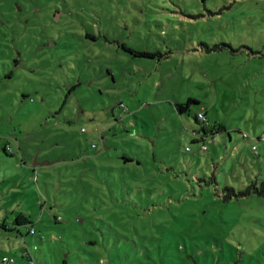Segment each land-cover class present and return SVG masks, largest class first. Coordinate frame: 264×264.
<instances>
[{
	"label": "rangeland",
	"instance_id": "obj_1",
	"mask_svg": "<svg viewBox=\"0 0 264 264\" xmlns=\"http://www.w3.org/2000/svg\"><path fill=\"white\" fill-rule=\"evenodd\" d=\"M1 224L0 264H264V0H0Z\"/></svg>",
	"mask_w": 264,
	"mask_h": 264
},
{
	"label": "trees",
	"instance_id": "obj_2",
	"mask_svg": "<svg viewBox=\"0 0 264 264\" xmlns=\"http://www.w3.org/2000/svg\"><path fill=\"white\" fill-rule=\"evenodd\" d=\"M128 52L131 53L132 55H135V56H138V57H144V58H153L156 54L154 53H149V52H146V51H143V52H135V51H132L131 49H128ZM198 102L193 100V99H188L185 103H177L175 105L176 109L179 111L180 114L188 111L190 105H197ZM196 119V117L194 118ZM201 133H199V135L201 136L200 140L201 142H204V137H206L205 135H207V131L205 128H201ZM214 132L217 134V133H222V132H225V129L223 128V126H220V127H217V128H214ZM245 139V138H244ZM194 141H199V139H194ZM207 149V148H206ZM189 150V149H188ZM187 150V151H188ZM3 151L6 153L5 151V147L3 149ZM200 151H203V150H200ZM206 151V150H205ZM131 162L130 159L128 158H124V163H129ZM32 168V167H31ZM33 171V169H31ZM14 223L19 227V226H22V225H28L30 224V222L28 221V219L26 217H24L23 215H18L16 216L15 220H14ZM0 228L2 229H5L7 230V228L5 227L4 224H1L0 225ZM31 229V228H30ZM30 229H28V233L30 234ZM18 231V229H17ZM19 232V231H18ZM30 235H33V234H30ZM35 235V234H34Z\"/></svg>",
	"mask_w": 264,
	"mask_h": 264
},
{
	"label": "built area",
	"instance_id": "obj_3",
	"mask_svg": "<svg viewBox=\"0 0 264 264\" xmlns=\"http://www.w3.org/2000/svg\"><path fill=\"white\" fill-rule=\"evenodd\" d=\"M196 118L199 121L205 120L204 119V115L202 113H200V112L197 113V117ZM202 127L205 128L204 126H202ZM84 131L85 130H82V132H84ZM242 137L247 139L246 135H243ZM91 147H93V148L95 147L96 148V145H92ZM185 150L187 151L188 148H186ZM200 150L205 151L206 150V145L202 144L201 147H200ZM5 151H6V153H8L10 155L14 154V152L12 151V149L10 148L9 145H5ZM24 164H22V165H24ZM29 232H30V234H33V235L35 234V230L33 228H31ZM22 256L27 259L28 264H35L34 261L32 260V258L30 257V254H29L28 251L23 250L22 251ZM14 262L15 261H13L12 259H8L7 257H3L2 260H1L2 264H14Z\"/></svg>",
	"mask_w": 264,
	"mask_h": 264
},
{
	"label": "crops",
	"instance_id": "obj_4",
	"mask_svg": "<svg viewBox=\"0 0 264 264\" xmlns=\"http://www.w3.org/2000/svg\"><path fill=\"white\" fill-rule=\"evenodd\" d=\"M4 25V24H3ZM14 65H18V61L16 60V62H15V64ZM224 128V127H223ZM7 145V144H6ZM4 147H5V145H4ZM4 147H3V149H4ZM7 229H8V227L7 226H5ZM18 229V228H17ZM18 231L20 232V229H18ZM5 257V256H4ZM18 264H22V263H18Z\"/></svg>",
	"mask_w": 264,
	"mask_h": 264
},
{
	"label": "water",
	"instance_id": "obj_5",
	"mask_svg": "<svg viewBox=\"0 0 264 264\" xmlns=\"http://www.w3.org/2000/svg\"><path fill=\"white\" fill-rule=\"evenodd\" d=\"M32 166H37L36 163H35V161L32 163Z\"/></svg>",
	"mask_w": 264,
	"mask_h": 264
},
{
	"label": "flooded vegetation",
	"instance_id": "obj_6",
	"mask_svg": "<svg viewBox=\"0 0 264 264\" xmlns=\"http://www.w3.org/2000/svg\"><path fill=\"white\" fill-rule=\"evenodd\" d=\"M16 62V61H15Z\"/></svg>",
	"mask_w": 264,
	"mask_h": 264
}]
</instances>
